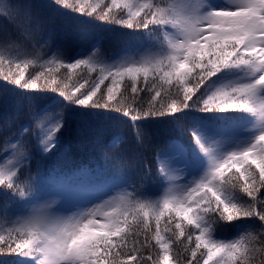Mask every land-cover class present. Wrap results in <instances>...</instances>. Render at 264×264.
Listing matches in <instances>:
<instances>
[{
	"label": "snow or ice",
	"instance_id": "obj_1",
	"mask_svg": "<svg viewBox=\"0 0 264 264\" xmlns=\"http://www.w3.org/2000/svg\"><path fill=\"white\" fill-rule=\"evenodd\" d=\"M53 2L89 21L145 29L147 39L157 35V41L138 60L125 57L112 64L95 51L68 60L49 57L44 52L48 41L34 35L40 27L34 6L0 0V97L26 95L33 109L31 124L21 126L15 139L8 137L18 112L5 114L0 131L7 154L0 163V214L6 218L0 224V256L15 257L10 264H181L173 245L182 244L190 254L183 264H256L257 257L264 264V0ZM28 42L30 50H25ZM29 66L38 71L26 76ZM81 66L100 72L84 92L87 79L70 88L55 75L66 68L71 80ZM125 77L130 85H123ZM109 78L106 96L100 92L97 97ZM47 91L61 99L42 95ZM141 93L154 94L146 98ZM49 106L58 111L45 127L43 117L53 116ZM113 113L131 120L141 143L147 126L180 128L190 120L191 154L177 139L156 150L158 173L169 181L159 199L122 191L61 214L57 201L81 193L44 194L40 173L33 176L29 168L33 154L56 148V133L69 119H115ZM218 121L227 122L226 127L217 126ZM229 129H244L246 138L226 139ZM185 174L191 178L178 183ZM245 218L258 220L259 230L238 229L232 238L219 235L221 222Z\"/></svg>",
	"mask_w": 264,
	"mask_h": 264
},
{
	"label": "trees",
	"instance_id": "obj_2",
	"mask_svg": "<svg viewBox=\"0 0 264 264\" xmlns=\"http://www.w3.org/2000/svg\"><path fill=\"white\" fill-rule=\"evenodd\" d=\"M25 2L34 6L32 12L43 26L44 31L41 35H46L45 40L48 41L44 52L49 57L55 56L61 60H68L78 51L89 52L91 46L96 43L92 51H95L107 64H111L113 60H117L119 57L140 58L145 52L152 51V45L156 44L157 41V35H153L152 40H148L145 36L147 32L145 29L133 31L114 24H105L99 20L89 21L87 17H80L78 13L60 8L54 4L53 0H25ZM90 2L97 4L100 0H90ZM67 3L72 4L73 0H67ZM49 32L51 33L50 37ZM35 37L39 39L40 36L35 35ZM24 48L30 50V42L26 43ZM4 54L9 55L11 53L5 52ZM2 70L7 72V66H4ZM13 71L17 70L14 68ZM36 71H38L37 67L29 66L26 70V76ZM99 74V68L89 73L83 66L74 70L71 80L67 79L66 68H61L59 72L55 73L70 88L78 86V81L83 83L87 79L89 83L85 84V88L81 89V92L86 91L91 81L95 80ZM110 83V78L105 80L97 93V97H99L100 92H104L106 96L107 86ZM130 83L131 81L125 77L123 85H130ZM140 86H143L142 78ZM16 92H27V90L16 89ZM152 94L154 93H141L140 95L147 98L148 95ZM42 95L61 99L57 93L50 91L44 92ZM127 95L129 97L128 102L131 103L132 93L130 90ZM144 106L146 107L147 104L145 103ZM32 110L26 95L9 93L6 98L0 97V131L4 127L5 114L11 116L18 112V120L12 125L8 137L15 139V133L21 126L31 124ZM48 111L53 114V116H47L52 120L58 109L55 106H49ZM231 114L239 113H227L225 115ZM194 115L203 114L194 113ZM217 115L221 114L217 113ZM113 116L116 118L101 119L93 116L87 119H69L66 126L56 133L60 137V143L56 148L47 154H33L29 168L33 176L37 172L40 173V186L44 194L58 190L82 192L89 187H104L113 181H120L126 184L127 189L125 191L137 192L145 199L156 200L163 196L166 184L165 179L158 173V165L155 161L156 150L167 140L177 139L189 149L191 154L193 144L188 131L191 127V121H183L180 128L168 123L147 126V135L141 143L137 141L131 128L132 122L128 117H123L117 113H113ZM162 119L168 120L170 118ZM216 123L219 127H226L227 125L225 121ZM231 131L236 130H228V132ZM115 136H118L119 140L116 144H112V138ZM4 140L5 137L0 136V159L5 154L3 150ZM33 143H35L34 140ZM29 151L32 150L29 149ZM239 195L245 200L248 199L242 192ZM3 200L4 197L0 196V205H2ZM5 219V216L0 214V224L5 223ZM219 227L221 229L219 235L232 238L236 236L238 229H255L258 231L260 222L245 218L232 222L223 221ZM154 228L153 222V230ZM166 235H170V233ZM140 239L143 240V235ZM190 247H194V244ZM173 249L174 257H176L177 252L180 253V256L176 258L181 261V264L190 257L189 253L184 252L182 244H174ZM156 252H159L158 247L153 252L154 257ZM13 259L15 257L0 256V264H10ZM147 264H151V262H147ZM256 264H260L259 257L256 258Z\"/></svg>",
	"mask_w": 264,
	"mask_h": 264
},
{
	"label": "rangeland",
	"instance_id": "obj_3",
	"mask_svg": "<svg viewBox=\"0 0 264 264\" xmlns=\"http://www.w3.org/2000/svg\"><path fill=\"white\" fill-rule=\"evenodd\" d=\"M225 2H226V0H225ZM25 11H27V10H25ZM43 31H44L43 26L40 24V27L34 31V35L40 36L39 39L45 40V36L41 35ZM94 47L95 46H93L91 48V50H93ZM50 49H52V48H50ZM82 53L90 54V52L79 51L75 55H80ZM123 58H125V57H121V58L119 57L117 60L123 59ZM131 58L136 59V60L139 59L136 57H131ZM117 60H113L112 63H115ZM73 62H74V60H73ZM43 120H44V126L48 127L49 121H50L49 117L44 116ZM24 126H29V125L26 124ZM249 127H251V126H249ZM225 138L226 139H232V138L243 139V138H246V133H245L244 129L236 130L233 132L231 131V132L226 133ZM6 155H7L6 153L2 155V157L0 159V163L3 162V160L6 158ZM191 171H193V170L190 169V172ZM190 178H191L190 174H185L184 180H178L177 182L183 183L187 179H190ZM164 182L166 184V189H167V187L169 186V181L165 180ZM126 189H127L126 184H124L120 181H113L104 187H97V186L89 187L86 190L79 192V193H81V195H78V196H65L62 201H60V200L57 201V206L61 209V214L71 215L72 212H74V211L83 210L86 207H91L92 204L98 202L101 197H103L104 199H107L109 195H117L119 192L125 191Z\"/></svg>",
	"mask_w": 264,
	"mask_h": 264
}]
</instances>
